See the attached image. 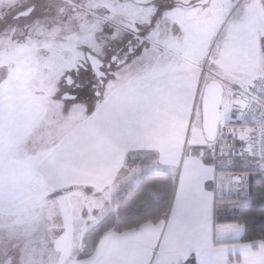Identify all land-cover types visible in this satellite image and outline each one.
<instances>
[{
    "label": "crops",
    "instance_id": "1",
    "mask_svg": "<svg viewBox=\"0 0 264 264\" xmlns=\"http://www.w3.org/2000/svg\"><path fill=\"white\" fill-rule=\"evenodd\" d=\"M199 1L167 0L164 9L149 3L152 9L143 14L148 17V58L153 56L155 69L159 67L145 78L112 88L98 105L86 111L82 123L36 165L35 173L49 197L77 187L91 198H108L120 184L130 182V175L131 182L136 175L158 171L174 178V194L163 220L122 232L107 231L89 252L66 264H183L190 257L196 264H264V243L237 242L243 227L234 222L248 201L250 184L262 177L264 166L211 165L199 145L187 151L189 128L194 125L201 131L203 86L211 79L221 82L215 76L202 78L199 67L204 40L225 2L217 0L215 18L207 19L205 28L200 17H193L195 35L187 54L170 58L173 52L169 51L170 57L159 70L156 48H161L160 40L164 37V43H169L171 29L181 28L182 17L188 12L200 16L197 10L206 4L199 5ZM161 17L164 22L167 19L169 27L159 21ZM229 33L232 35L234 29ZM110 86L107 83L105 89ZM235 101L223 124V133L234 136L231 143L223 145L233 148L239 142L236 135L248 130L240 118L244 98ZM126 158H148L150 163L126 167ZM138 169L143 171L134 173ZM234 224L240 226L237 232ZM85 226L87 229L88 224ZM28 230L16 228L14 232L25 237L38 233L34 227ZM12 259L10 254L7 264L14 263Z\"/></svg>",
    "mask_w": 264,
    "mask_h": 264
},
{
    "label": "rangeland",
    "instance_id": "2",
    "mask_svg": "<svg viewBox=\"0 0 264 264\" xmlns=\"http://www.w3.org/2000/svg\"><path fill=\"white\" fill-rule=\"evenodd\" d=\"M87 1L93 10L104 9L109 28L114 26L108 22L112 24L117 20H131L141 28L147 25L148 17L143 14L152 9L149 3L161 9L167 5V0ZM222 1L226 4L216 18L217 0L200 6L197 10L201 11L200 16L189 12L183 16L182 27L171 29V47L168 42L164 43L167 38L162 37L159 42L161 48H156L157 61L161 63L159 70L170 57L169 51L173 52L170 58L174 54H187V47L195 35L193 17H200L198 20L203 21L204 28L207 19L214 17L204 40L199 68L205 80L215 76L221 81L224 90L219 111L221 130L214 141H207L192 125L187 134V151L193 150V145H199L211 165H234V168L239 165L264 166V162L253 160L248 154L246 132L236 135L239 142L235 148L223 145L234 139L232 134L229 137L223 133L224 120L230 114L234 100L243 97L241 91L264 75V8L261 0ZM8 2L0 0V4ZM159 17L156 16L157 19ZM159 21L165 27L170 26L163 17ZM232 28L234 33L231 35ZM64 39V42L26 43L17 47L4 40L0 44V233L4 231L6 238H10L12 264H66L84 256L93 246L99 229L96 228L88 237L84 234L103 219L106 220L98 226L106 227L109 219L105 215L113 210V192L108 198H91L87 192L69 187L49 197L35 173L36 165L86 116L81 105H66L52 98L51 83L64 64L61 57L75 47L72 38ZM142 46L145 48L142 52L136 51L134 59L117 70L115 79L109 81L111 86L102 92V98L123 82L145 78L159 67L155 69L153 56L150 60L148 58L147 40ZM142 171L138 169L134 173ZM130 177L128 183L132 184ZM30 227L38 233L25 237L14 232L16 228L29 232ZM233 227L237 232L240 226L234 224Z\"/></svg>",
    "mask_w": 264,
    "mask_h": 264
},
{
    "label": "flooded vegetation",
    "instance_id": "3",
    "mask_svg": "<svg viewBox=\"0 0 264 264\" xmlns=\"http://www.w3.org/2000/svg\"><path fill=\"white\" fill-rule=\"evenodd\" d=\"M90 6L87 0H9L0 4V44L4 40L17 47L73 39L75 47L61 55L63 67L51 83L52 98L66 105L79 104L85 111L101 102L102 92L117 70L132 61L136 51L145 49L142 44L148 34L147 25L140 28L131 20L108 22L114 26L109 28L104 9ZM9 244L1 231L0 264H7Z\"/></svg>",
    "mask_w": 264,
    "mask_h": 264
},
{
    "label": "trees",
    "instance_id": "4",
    "mask_svg": "<svg viewBox=\"0 0 264 264\" xmlns=\"http://www.w3.org/2000/svg\"><path fill=\"white\" fill-rule=\"evenodd\" d=\"M149 163L148 158L125 159L126 167L147 166ZM132 182L135 184L125 182L117 187L111 201L113 210L105 215L109 219L108 225L99 228L106 220L103 219L84 234L88 237L99 229L93 245L107 231L135 229L144 223H157L167 215L175 187L171 174L166 171L144 173L136 175ZM234 222L243 227L237 242L264 243V169L262 177L250 184L248 201L240 208ZM183 264L196 263L190 257Z\"/></svg>",
    "mask_w": 264,
    "mask_h": 264
},
{
    "label": "built area",
    "instance_id": "5",
    "mask_svg": "<svg viewBox=\"0 0 264 264\" xmlns=\"http://www.w3.org/2000/svg\"><path fill=\"white\" fill-rule=\"evenodd\" d=\"M244 108L241 122L248 126L247 151L253 160L264 162V75L241 91Z\"/></svg>",
    "mask_w": 264,
    "mask_h": 264
},
{
    "label": "water",
    "instance_id": "6",
    "mask_svg": "<svg viewBox=\"0 0 264 264\" xmlns=\"http://www.w3.org/2000/svg\"><path fill=\"white\" fill-rule=\"evenodd\" d=\"M262 5L264 8V0ZM207 0L199 1V5L206 4ZM223 88L217 80H210L203 86L200 96L201 131L207 141H214L220 129V105Z\"/></svg>",
    "mask_w": 264,
    "mask_h": 264
}]
</instances>
